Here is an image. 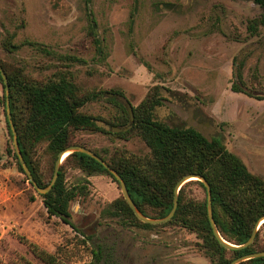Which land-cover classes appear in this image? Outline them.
Segmentation results:
<instances>
[{
	"label": "rangeland",
	"instance_id": "obj_1",
	"mask_svg": "<svg viewBox=\"0 0 264 264\" xmlns=\"http://www.w3.org/2000/svg\"><path fill=\"white\" fill-rule=\"evenodd\" d=\"M261 13L245 0H0V61L35 82L71 72L82 94L103 93L81 111L110 122L156 92L164 98L159 121L221 139L264 179V37L247 31ZM241 60V87L251 97L232 89ZM5 95L0 82V264H46L20 236L58 264H214L199 236L179 224L135 225L118 211L124 197L113 178L89 176L73 161L63 169L67 185L84 186L71 204L74 227L49 216L18 165ZM100 126L109 133L77 131L74 143L107 160L150 153L139 137L121 139L120 128ZM35 160L46 183V142ZM188 191L203 198L198 186Z\"/></svg>",
	"mask_w": 264,
	"mask_h": 264
},
{
	"label": "trees",
	"instance_id": "obj_2",
	"mask_svg": "<svg viewBox=\"0 0 264 264\" xmlns=\"http://www.w3.org/2000/svg\"><path fill=\"white\" fill-rule=\"evenodd\" d=\"M245 1H251L262 10L260 16L248 22L249 35L264 37V0ZM30 45L48 56H54L52 51L46 50L38 43ZM6 47L17 48L10 42ZM100 52L103 53V50L100 49ZM62 60L70 63L76 61L71 57H63ZM237 62L238 60H235V64ZM0 65L9 81L10 109L18 134L19 147L39 187L46 188L50 185L56 161L64 149L69 146L87 148L83 144L74 143L75 132L108 134L109 132L100 126L103 122L113 128H120L121 130L115 134L119 138L130 139L137 136L150 150L144 157L115 156L111 160L96 152L123 178L131 198L143 215L152 219L168 216L174 205V189L179 180L187 175H199L204 177L211 187L214 219L222 238L234 245H243L250 239L255 225L264 216V179L252 173L239 156L228 150L221 139H208L195 128L169 126L159 121L155 111L162 105L164 99L160 94L155 92L138 106L124 108L116 122H110L81 111L87 104L99 100L103 93L82 94L71 72H58L46 82H35L22 73L18 75L10 73L1 61ZM244 65V60H241L235 73L239 84L233 85L232 89L251 97V94L241 87ZM0 82L5 89L1 74ZM8 126L12 132L9 121ZM43 142L47 143V151L52 157L49 179L46 183L43 180L47 173H42L35 160L36 149ZM71 161L89 176L107 174L118 185L119 183L93 158L78 152L67 156L61 164L59 177L52 190L40 196L49 216L58 217L74 227L71 222V204L80 196V190L84 186L67 185L63 169L65 164ZM18 165L23 171L19 159ZM194 186L201 188L202 199L189 196L188 188ZM117 208L119 213L130 217L138 227L147 229L157 227L139 221L125 199L119 201ZM173 223L195 232L214 264H230L239 257L264 251L262 236L264 224L259 229L254 243L249 247L228 250L220 244L208 219L206 187L197 180L190 181L181 188L176 213L165 225ZM19 239L28 244L44 263L58 264L54 255L29 243L24 237L20 236ZM94 255L98 260L97 251ZM89 264L97 263L95 261ZM240 264H264V257Z\"/></svg>",
	"mask_w": 264,
	"mask_h": 264
},
{
	"label": "water",
	"instance_id": "obj_3",
	"mask_svg": "<svg viewBox=\"0 0 264 264\" xmlns=\"http://www.w3.org/2000/svg\"><path fill=\"white\" fill-rule=\"evenodd\" d=\"M0 74L3 78L4 85H5L7 118H8L11 130H12V133H13V141H14L15 151H16V154L18 156L19 162L23 168V171L29 179L30 184L33 186V188L39 194L46 195L52 190L53 186L56 184L57 179L59 177L60 167H61V164L63 163L65 157L69 156L72 153H76V152L83 153V154L93 158L97 162H99L106 170H108L114 176V178L119 183V186L121 188L124 199L126 200L128 205L130 206V208L133 210L135 216L138 218L139 221L146 223V224H150V225H160V224L169 222L174 217L176 210L178 208L179 192H180L181 188L186 183H188L190 181L197 180V181L202 182L206 187L208 219H209L213 234L216 237V239L220 242V244L222 246H224L225 248H227L228 250H240V249L249 247L250 245H252L254 243L256 235H257L260 227L264 224V216L259 219V221L255 225L252 236L250 237V239L245 244L234 245V244H231V243L225 241L222 238L221 234L219 233L217 224H216L215 219H214L211 187H210L209 183L206 181V179L202 176H199V175H187V176H184L181 180H179V182L176 184L175 189H174V205H173V208H172L171 212L169 213V215L166 216L165 218H162V219H152V218H148L145 215H143L138 210V208L136 207V205H135V203H134L133 199L131 198V195L128 191V188L126 186L125 181L117 173V171L112 169L110 167V165L107 164V162H105L96 153H94L93 151H91V150H89L83 146H69L66 149H64L59 154L58 159L56 161L55 169H54V175H53V178H52L50 185L46 188L39 187L38 184L36 183L33 175H32V172L30 171L27 163L24 160L23 154H22L20 147H19L18 134H17V131H16L15 126H14L13 121H12V115H11V109H10L9 81H8L7 74L5 73V71L1 65H0ZM262 257H264V251L239 257V258L233 260L230 264H240L242 262H245V261H248L251 259L262 258Z\"/></svg>",
	"mask_w": 264,
	"mask_h": 264
},
{
	"label": "bare ground",
	"instance_id": "obj_4",
	"mask_svg": "<svg viewBox=\"0 0 264 264\" xmlns=\"http://www.w3.org/2000/svg\"><path fill=\"white\" fill-rule=\"evenodd\" d=\"M66 158V157H65Z\"/></svg>",
	"mask_w": 264,
	"mask_h": 264
}]
</instances>
